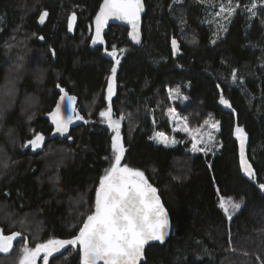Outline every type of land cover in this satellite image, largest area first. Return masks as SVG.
Instances as JSON below:
<instances>
[{
    "label": "trees",
    "instance_id": "obj_1",
    "mask_svg": "<svg viewBox=\"0 0 264 264\" xmlns=\"http://www.w3.org/2000/svg\"><path fill=\"white\" fill-rule=\"evenodd\" d=\"M101 1L0 0V89L9 82L16 88L15 95L0 97V104L10 103L0 120L1 229L5 234L24 231L29 247L53 236L66 239L77 233L73 226L80 224V214L94 200L90 189L112 158L111 133L99 122V112L108 103L106 81L113 65L103 47L111 51L116 45L121 65L112 107L114 114L126 117L122 136L128 150L122 163L145 172L171 218L165 243L147 247V264H262L264 6L258 5L257 16L251 19L247 13L235 15L213 44L205 4L144 0L143 40L138 47L129 42L128 30L117 25L109 27L104 44L91 43L93 18ZM251 1L238 0L242 7ZM44 10L47 20L40 25L37 18ZM72 12L77 22L70 32L67 22ZM172 38L180 42L176 55L170 47ZM119 49L126 51L120 54ZM18 57H23L19 68ZM233 70L238 80L243 78L242 84H233ZM57 84L77 97L81 114L91 123L81 122L74 128L72 141L48 139L43 150L35 153L23 149L21 145L33 138V132L51 133L46 115L59 96ZM177 87L188 100L171 101L168 90ZM221 92L232 108L219 104ZM170 107L186 117L189 126L206 119L219 121V148L207 155L192 154L188 136L172 131ZM236 125L248 135V159L256 183L244 178L239 168ZM155 129L180 143L157 144L150 139ZM220 198L242 202L230 223L219 208ZM8 213L13 214L15 228L3 219ZM25 218L29 227L21 228L19 222ZM229 234L235 252L228 250ZM22 244L14 242L13 250L0 254V264H16ZM50 264H80L78 246L51 258Z\"/></svg>",
    "mask_w": 264,
    "mask_h": 264
},
{
    "label": "snow or ice",
    "instance_id": "obj_2",
    "mask_svg": "<svg viewBox=\"0 0 264 264\" xmlns=\"http://www.w3.org/2000/svg\"><path fill=\"white\" fill-rule=\"evenodd\" d=\"M199 3H211V0H198ZM264 6V0H261ZM145 10L144 0H103L99 5V10L94 17V35L91 36L93 45L104 44V29L108 25L110 19H118L126 21L131 25V31L128 35L136 44L141 43L140 39V21L141 13ZM240 13H247L249 18L257 16L258 4L253 0L249 5L243 7L238 2L227 0V3H220L219 10L215 12L216 32L214 35L219 39L220 32L227 31V24L231 23L232 18ZM48 16L47 10L40 13L38 20L40 24L45 22ZM222 21V22H221ZM77 22V15L72 12L68 18L67 28L72 31ZM184 23L183 20L180 21ZM91 31V25L88 26ZM35 35V34H33ZM44 40L43 36L38 37ZM215 44L216 40H212ZM171 47L173 55L180 51V47L176 38H172ZM8 50L11 45H7ZM51 54L55 56V50L51 49ZM126 50L119 49V53L123 54ZM104 52L113 59L114 63L107 77L106 100L107 106L99 112V116L104 118L103 123L111 129L113 133L110 137V149L112 158H110L109 167L104 170L103 174L98 178V184L94 189V200L88 206L85 213H81V222L79 225L73 226V230L78 228L77 233L70 238L51 237L43 242L35 243L34 247H29L28 235L24 231H10L5 234L4 229H0V253H9L14 249V242H23L20 248L19 264H37L38 258H41L43 264H50V258L55 259L54 254L61 253L66 246H79L78 255L80 264H147L146 246L151 247L150 242H159L164 244L166 237L169 235V216L158 195V189L154 187L145 175V172L130 167L127 163H122L125 159L126 145L122 136V123L125 115L120 114L118 118H114L115 114L112 107L113 97L116 95L117 88V70L121 65V59L118 56L116 45H112V50L107 48ZM17 67L22 65L23 57H18ZM243 78L238 80L236 70L232 72L233 84L241 83ZM219 88V84L216 85ZM60 95L55 107L47 113L54 125V132L48 138L43 133L33 132V138L27 140L21 147L25 150L31 149L34 153L43 150L46 139H54L57 136L72 141L70 134V125L75 122L82 121L84 125L91 123L86 119L85 115H81L77 110V97L69 95L67 90L56 85ZM15 84L9 82L4 88L0 89V97L15 95ZM168 95L173 100H188L187 96H182L179 87L169 89ZM219 104L228 108H232V104L224 95L220 94ZM234 111V109H233ZM5 105L0 104V120L3 119ZM167 116L173 121L176 132L188 134L191 139L190 151L192 153H204L205 155L213 153L219 142L216 141L214 132L221 131V123L214 121L210 125L205 121L210 131L206 138L202 134H194L199 130H191L187 124L186 117H180L175 108L170 107L167 110ZM31 120V117H29ZM153 123L155 121L153 120ZM11 129L9 135H11ZM234 135L239 140V168L249 178H255L256 173L249 162L245 145L248 135L244 128L236 125ZM150 139L155 140L158 144L165 147H172L178 143L175 138H169L164 133H156ZM222 147V145H220ZM48 151L52 148L49 146ZM5 168L7 164L3 165ZM211 167V165H209ZM58 179V177H57ZM259 188L264 190V183L259 184ZM5 195H10L6 193ZM3 207V206H0ZM219 208L223 210L227 221L230 223L234 218V214L238 213L242 208V202L234 203L220 199ZM12 213H8L6 219L10 221L9 228H15L16 222L12 220ZM21 228L29 227L27 218L19 222ZM229 251L235 252V248L231 245V235L229 234ZM62 254V253H61ZM206 255H211L207 253ZM247 255V253H244ZM259 259V257H257ZM264 264V261H262Z\"/></svg>",
    "mask_w": 264,
    "mask_h": 264
},
{
    "label": "rangeland",
    "instance_id": "obj_3",
    "mask_svg": "<svg viewBox=\"0 0 264 264\" xmlns=\"http://www.w3.org/2000/svg\"><path fill=\"white\" fill-rule=\"evenodd\" d=\"M233 2L235 3V1L233 0ZM253 2V0L251 1V3ZM255 2L258 4V5H261V0H255ZM220 3H227V0H211V3H204L205 4V22L206 23H209L210 25H211V27H212V34H213V36H212V39L213 40H215V39H217V37L214 35V33L217 31L216 30V23H215V12L216 11H218L219 10V4ZM247 5H249L250 6V3L249 4H247ZM244 6V5H243ZM222 22V21H221ZM74 28H75V26H74ZM74 28H73V30H74ZM73 30L72 31H70V32H73ZM224 33L225 32H220L219 33V37L220 36H223L224 35ZM7 76H8V80H9V78H10V73H9V70H8V73H7ZM177 100H179V99H177ZM177 100H173V99H171V101L172 102H175V101H177ZM10 104V103H9ZM9 104H4L5 105V108H7L8 106H9ZM23 105V104H22ZM105 109V108H104ZM103 109V110H104ZM178 113V112H177ZM179 115V114H178ZM180 116V115H179ZM119 116H117L116 114H115V117L114 118H118ZM180 117H182V116H180ZM103 119L104 118H102V117H100L99 116V122L104 126V127H107L104 123H103ZM169 121H170V124H171V127H172V129H174L175 127H176V125L173 123V121L169 118ZM205 121H207L208 122V125H210L212 122H214L213 120H210V119H206V120H204L201 124H199L198 126H189L188 125V127L191 129V130H199L198 132H196V133H194V134H202V136H203V138H206L207 137V134H208V132L210 131V129H209V127L205 124ZM108 128V127H107ZM108 130H109V132L111 133V135L113 134L112 132H111V129H109L108 128ZM173 132H176V131H174V130H172ZM156 133H164V132H162L161 130H156L155 129V131L153 132V135H152V137L153 136H155L156 135ZM181 133H183V132H181ZM166 136H168L169 138H175L177 141H178V143L177 144H179L180 143V141L175 137V136H173V135H167L166 133H164ZM184 134H186V133H184ZM214 134V136H215V139H216V134H217V132H214L213 133ZM187 136H188V138H189V140L191 139V137L188 135V134H186ZM153 140V139H152ZM154 142H156L155 140H153ZM216 141H217V139H216ZM218 142V141H217ZM157 143V142H156ZM158 144V143H157ZM176 144V145H177ZM176 145H174V146H176ZM217 147L219 148V145L217 144ZM217 147H216V149H217ZM190 149H191V144H190V148H189V151H190ZM215 149V150H216ZM214 150V151H215ZM191 152V151H190ZM192 153V152H191ZM193 154V153H192ZM195 154V153H194ZM176 168H177V166H176ZM221 199V198H220ZM226 202L227 201H231V202H234V203H239V201H237V200H233V199H230V198H223ZM77 201H78V199H77ZM33 217L34 216H32V214L30 215V218H31V220H33ZM0 229H1V227H0ZM0 254H5V253H0ZM20 258V257H19ZM41 261H42V257H41ZM41 263H43V261L41 262ZM16 264H19V259H18V261H17V263Z\"/></svg>",
    "mask_w": 264,
    "mask_h": 264
},
{
    "label": "water",
    "instance_id": "obj_4",
    "mask_svg": "<svg viewBox=\"0 0 264 264\" xmlns=\"http://www.w3.org/2000/svg\"><path fill=\"white\" fill-rule=\"evenodd\" d=\"M103 2V0L101 1V3ZM100 3V4H101ZM98 10H99V8H98ZM97 10V11H98ZM144 13H145V10H144V12H142L141 13V21H140V39H141V43H142V40H143V37H142V23H143V16H144ZM95 17V16H94ZM47 20V17L45 18V21ZM38 23H39V20H38ZM45 23V22H44ZM43 23V24H44ZM40 24V23H39ZM40 25H42V24H40ZM113 25H117V26H122V27H124V28H126L127 30H128V33L131 31V25L130 24H128L126 21H121V20H118V19H110L109 21H108V25H107V27L104 29V35L108 32V30H109V27L110 26H113ZM93 28H95V25H94V18H93ZM128 40H129V42L131 43V44H133V45H135V46H139L140 44H136L135 42H133L132 40H131V37L128 35ZM179 44V43H178ZM106 47L104 46L103 47V54H105L108 58H109V60L110 61H112L113 63H114V61H113V59L111 58V57H109L105 52H104V49H105ZM171 50H172V47H171ZM173 52V51H172ZM58 92H59V95H60V91H59V89H58ZM70 95V94H69ZM58 98H59V96H58ZM58 98H57V100H56V102L58 101ZM55 107V106H54ZM53 107V108H54ZM52 108V109H53ZM77 110L80 112V109H79V105H78V100H77ZM80 114H81V112H80ZM82 115V114H81ZM46 118L48 119V121H49V123H50V125L52 126V131H51V133L50 134H52L53 132H54V125H52L51 124V120H50V118L46 115ZM81 122L82 121H78V122H75L73 125H70V134H71V131L74 129V128H76L79 124H81ZM50 136V135H49ZM49 136H45L46 138H48ZM60 139V140H64V138H60V137H56V138H54V139ZM236 138V137H235ZM237 139V138H236ZM48 139H46V141H47ZM237 141H238V148H239V140L237 139ZM245 151H246V156H247V158H248V140H247V142H246V145H245ZM238 156H239V153H238ZM249 160V159H248ZM250 162V161H249ZM241 173H242V176L244 177V178H247L248 180H250L252 183H256V176H255V178H249V177H247L243 172H242V170H241ZM155 187V186H154ZM158 195H159V193H158ZM159 197H160V200H161V202H162V204L164 205V208L166 209V211H167V213H168V216H169V235H170V232H171V218H170V214H169V211H168V209H167V207L165 206V204H164V202H163V200H162V198H161V196L159 195ZM169 235L166 237V240L168 239V237H169ZM165 240V241H166ZM151 243V245L152 244H159V242H150ZM69 247H75V246H66V248L65 249H62L61 250V253L63 252V251H65L66 249H68ZM79 247V246H78ZM147 247L148 246H146V249H147ZM58 254H60V253H56V254H54V256H56V255H58ZM41 255H43V254H41ZM38 260H39V258H38ZM38 260H37V264H39L38 263ZM50 260H51V258H50ZM41 264H43V263H41ZM101 264H102V262H101Z\"/></svg>",
    "mask_w": 264,
    "mask_h": 264
},
{
    "label": "bare ground",
    "instance_id": "obj_5",
    "mask_svg": "<svg viewBox=\"0 0 264 264\" xmlns=\"http://www.w3.org/2000/svg\"><path fill=\"white\" fill-rule=\"evenodd\" d=\"M38 19V18H37ZM43 25V24H42ZM116 26V25H115ZM128 36V35H127ZM180 43V42H179ZM131 47V46H130ZM139 47V46H138ZM171 47V46H170ZM89 119V118H88ZM50 135V134H49ZM186 145V144H185Z\"/></svg>",
    "mask_w": 264,
    "mask_h": 264
},
{
    "label": "flooded vegetation",
    "instance_id": "obj_6",
    "mask_svg": "<svg viewBox=\"0 0 264 264\" xmlns=\"http://www.w3.org/2000/svg\"><path fill=\"white\" fill-rule=\"evenodd\" d=\"M41 256H42V255H41ZM39 260H40V258H39ZM39 260H38V263L41 264V262H40Z\"/></svg>",
    "mask_w": 264,
    "mask_h": 264
}]
</instances>
